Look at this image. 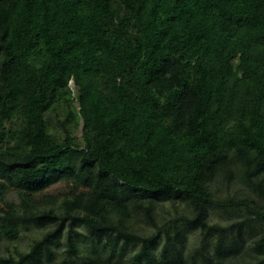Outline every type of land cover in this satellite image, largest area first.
Wrapping results in <instances>:
<instances>
[{
    "label": "trees",
    "instance_id": "trees-1",
    "mask_svg": "<svg viewBox=\"0 0 264 264\" xmlns=\"http://www.w3.org/2000/svg\"><path fill=\"white\" fill-rule=\"evenodd\" d=\"M31 228L0 264H264V0H0V237Z\"/></svg>",
    "mask_w": 264,
    "mask_h": 264
},
{
    "label": "rangeland",
    "instance_id": "rangeland-1",
    "mask_svg": "<svg viewBox=\"0 0 264 264\" xmlns=\"http://www.w3.org/2000/svg\"><path fill=\"white\" fill-rule=\"evenodd\" d=\"M72 88L75 90V85L71 82ZM46 194L56 197L58 199H63L67 196H76L81 198V195L84 193L83 189L77 190L74 188L72 183L61 182L56 185H53L48 190L45 191ZM8 197L11 199H17V192L15 189H11L8 192ZM252 198H256L254 195ZM94 211L95 207L92 206L89 208ZM172 212L174 210L172 209ZM143 230V229H142ZM144 232V231H143ZM39 231L36 228L25 229L21 232L20 237L18 239L10 240L5 237H0V254H7L10 250H15L16 248L26 249L28 247L29 242H31L32 237L38 235ZM195 239H193L190 243L191 247L194 246Z\"/></svg>",
    "mask_w": 264,
    "mask_h": 264
}]
</instances>
